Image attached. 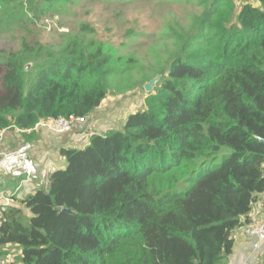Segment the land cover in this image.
I'll return each mask as SVG.
<instances>
[{
	"label": "trees",
	"instance_id": "obj_1",
	"mask_svg": "<svg viewBox=\"0 0 264 264\" xmlns=\"http://www.w3.org/2000/svg\"><path fill=\"white\" fill-rule=\"evenodd\" d=\"M78 1L0 7L9 21L21 9L35 23ZM195 1L192 24L173 19L178 30L164 35L168 69L152 91L160 108H149L155 95L147 110H116L86 147L61 150L67 166L48 189L1 214L0 247L20 248L19 264H226L233 254L235 231L264 193V0ZM94 30L0 51V137L16 129L34 138L40 121L88 120L113 83L123 95L139 88L119 83L135 52L89 40ZM224 148L216 169L192 177L197 158Z\"/></svg>",
	"mask_w": 264,
	"mask_h": 264
},
{
	"label": "rangeland",
	"instance_id": "obj_2",
	"mask_svg": "<svg viewBox=\"0 0 264 264\" xmlns=\"http://www.w3.org/2000/svg\"><path fill=\"white\" fill-rule=\"evenodd\" d=\"M236 1L242 4L241 0ZM200 11L195 0H79L69 5L66 12L60 10L49 17L55 20L59 29L53 26L48 30L46 18L33 23L31 18L30 21L28 16L22 15L20 9L13 21H9L4 15V9L0 7V21L5 23L0 24V51H19L26 43L57 45L62 42V35H76L81 32L83 25H89L95 29L94 33L88 34L89 40L110 42L126 55L132 52L136 54V67L127 71L119 79L121 82H118L132 83L139 88L123 95L118 94L116 83H113L115 90L111 91V97L103 106L106 109L102 115L120 110L125 118L131 112L147 110L148 98L156 95L155 92H148L146 87L151 81L160 79L158 75L168 69L172 40L164 35L170 30H178L172 20L177 19L180 26L186 28ZM32 67L33 65L29 69ZM145 82L148 84L142 88ZM29 87L30 84L24 85L25 93ZM149 108H160L158 95L150 101ZM159 115L164 117V111L159 110ZM105 120L107 121V115ZM227 154L229 150L224 148L213 158H197V169L192 177L216 169L222 157ZM187 185L188 180H185L180 183L179 189L183 190ZM4 247L11 250L10 245Z\"/></svg>",
	"mask_w": 264,
	"mask_h": 264
},
{
	"label": "crops",
	"instance_id": "obj_3",
	"mask_svg": "<svg viewBox=\"0 0 264 264\" xmlns=\"http://www.w3.org/2000/svg\"><path fill=\"white\" fill-rule=\"evenodd\" d=\"M105 109L102 107L97 110L83 127L74 129L70 134L57 135L40 130L35 131V137L31 138L27 133L16 129L4 132L0 137V201L11 197L13 203L10 206L21 207V202L39 189H48L49 176L67 166L61 156V150L86 147L90 132L104 128L106 115L107 120L110 117L117 118V115L114 116L115 111L113 114L102 115ZM22 156H27V160L21 161ZM263 218L264 193L254 205L247 221L249 223L235 231L234 251L226 264H242L246 261L255 240L244 233V228L257 224ZM21 253L22 250L18 247L11 246V250L8 247H0V264H19ZM249 264H264V248L249 259Z\"/></svg>",
	"mask_w": 264,
	"mask_h": 264
},
{
	"label": "built area",
	"instance_id": "obj_4",
	"mask_svg": "<svg viewBox=\"0 0 264 264\" xmlns=\"http://www.w3.org/2000/svg\"><path fill=\"white\" fill-rule=\"evenodd\" d=\"M47 29L51 30L54 27L58 28L55 20L46 19ZM59 29V28H58ZM88 119V118H87ZM88 120L71 116L69 118L51 119L48 121H40L37 123L33 131L45 130L57 135L70 134L74 129L83 127ZM31 131V130H30ZM21 161H26L27 156H22ZM13 203L11 197H6L0 201V216L1 214ZM244 233L248 237L254 239V243L251 248V253L246 257V261L242 264H249V259H252L256 254L264 248V218L255 225H247L244 228Z\"/></svg>",
	"mask_w": 264,
	"mask_h": 264
},
{
	"label": "water",
	"instance_id": "obj_5",
	"mask_svg": "<svg viewBox=\"0 0 264 264\" xmlns=\"http://www.w3.org/2000/svg\"><path fill=\"white\" fill-rule=\"evenodd\" d=\"M31 65H32V64H28V65L25 67V70H26V71L29 70V67H30ZM158 81H159L158 78L155 79V80H153V81H151V82L148 84V86L146 87V90H147L148 92H152V91H153V88H154V85H155ZM63 212L68 213V214H72V215L74 214L72 211L67 210V209H64Z\"/></svg>",
	"mask_w": 264,
	"mask_h": 264
}]
</instances>
